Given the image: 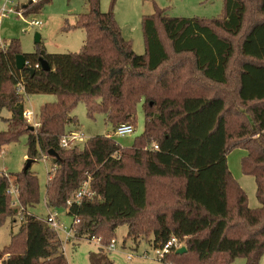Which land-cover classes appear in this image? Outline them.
<instances>
[{
	"label": "trees",
	"instance_id": "obj_1",
	"mask_svg": "<svg viewBox=\"0 0 264 264\" xmlns=\"http://www.w3.org/2000/svg\"><path fill=\"white\" fill-rule=\"evenodd\" d=\"M21 8L38 12L43 3ZM214 19L173 18L155 7L143 16L146 51L137 55L114 15L87 0L89 11L64 30L83 29L78 53L24 54L18 39L0 48V113L9 130L0 150L28 136V161L51 162L45 192L48 209L64 208L82 184L89 192L75 207V240L101 238L108 245L122 224L128 239L153 247L175 236L186 252L173 250L166 264H231L244 258L259 264L264 253V0H223ZM236 40V44L234 43ZM26 67L18 70L16 57ZM44 59L49 71L41 68ZM50 94L31 130L23 117L25 97ZM80 99L92 117L100 112L113 128L134 127L139 104L143 134L132 148L109 136L63 149L61 138L76 125ZM100 99L99 103H95ZM155 146L158 149H155ZM246 155L243 173L255 179L260 207L252 209L231 173L227 156ZM28 163V162H27ZM17 192L18 205L9 193ZM40 202L39 179L29 169L0 176V227L19 223L0 249L1 264H69L57 231L28 213ZM50 212V211H49ZM74 217V215H72ZM101 248L91 264H115Z\"/></svg>",
	"mask_w": 264,
	"mask_h": 264
},
{
	"label": "rangeland",
	"instance_id": "obj_2",
	"mask_svg": "<svg viewBox=\"0 0 264 264\" xmlns=\"http://www.w3.org/2000/svg\"><path fill=\"white\" fill-rule=\"evenodd\" d=\"M6 0H0V7ZM42 3L43 0H16L15 7L19 11L24 6ZM11 4H9L10 7ZM155 7L165 10L166 14L173 18H198L214 19L223 15V0H100V9L104 13L111 12L119 25L124 39L131 43L137 55H144L146 51L145 39L142 29V18L155 12ZM89 4L87 0H51L43 3L41 9L36 13L26 15L28 21H41L44 26L41 28H31L16 13L10 14L2 21L0 29V40L9 42L18 39L24 54H34L39 49H45L47 53L63 54L80 52L84 40L83 29L64 30L63 25L75 24L79 15L87 14ZM62 28V29H61ZM40 34L41 40L36 43L35 37ZM236 44V40H234ZM57 97L50 94H35L25 97V108L33 111L36 122H39L41 107L47 103L56 102ZM96 99L95 103H99ZM76 125H68L71 131H77L84 135L81 147L88 139L97 136H109L123 149L132 148L136 140L143 134L145 125V112L142 104H139L136 111V122L134 133L124 137L114 136L113 128L106 123L105 116L97 112L92 117L88 114L87 103L80 99L72 112ZM11 118V113L4 109L0 113V132L9 130L7 119ZM29 126L35 127L32 124ZM28 136L23 135L15 143L4 146L0 150V176L8 174L17 175L24 171L28 162ZM246 151L240 148L233 149L227 156L228 167L234 178L244 189L248 197V204L252 209L260 207L257 197V185L255 179L247 176L242 170V159ZM52 165L45 158L34 162L30 171L35 173L39 179L40 202L28 208V213L42 220H45L48 212H54L58 224L57 233L63 243L65 255L69 264H91L90 255L100 252L101 247L94 241L88 239L66 242V231L71 229L74 217L67 214L64 208L48 209L45 202L46 185L48 172ZM13 196V201H15ZM19 223L11 224V220H6L0 227V249L9 245L11 236L18 232ZM128 225L122 224L114 232V239L117 248L108 253V258L115 264H166L159 260L142 259L140 256L144 252H153V244L148 239L134 242L127 238ZM105 252V251H104ZM127 254H132L134 259L129 261ZM231 264H246L244 258H237ZM264 264V253L259 261Z\"/></svg>",
	"mask_w": 264,
	"mask_h": 264
},
{
	"label": "built area",
	"instance_id": "obj_3",
	"mask_svg": "<svg viewBox=\"0 0 264 264\" xmlns=\"http://www.w3.org/2000/svg\"><path fill=\"white\" fill-rule=\"evenodd\" d=\"M15 1L16 0H6L5 3L0 7V29H1L3 19L8 17L10 14H13V13H16L17 16L22 18V20L24 22H26L28 24V26L31 28H41L44 26V24L41 21H37V20L28 21L24 15L23 11H20V10L18 11L16 9ZM9 4H11L10 7H9ZM0 48L1 49L5 48V44L1 40H0ZM23 117L26 120L27 124L28 123L32 124L35 127L40 126V123L36 122L35 115H34L33 111L26 109L23 113ZM133 133H134V127L132 125H129V124H124V125L117 127L113 134H114V136L124 137L127 135H131ZM84 139L85 138H84V135L82 133L77 132V131H71V132H68L65 136H63L61 138L60 145L63 149H71V148L81 144L84 141ZM155 149H158V147L155 146ZM9 193L12 197V201H13V196H14V199H16L15 201H13V205H18V199H17L18 197H17L16 190L13 187H11L9 190ZM86 195H91V193L89 192V184L88 183L82 184V186L75 193V195L66 201V209H65L66 213L70 214V215H74V219H75L76 212H74V210H75L74 208L77 206H80L82 199ZM56 217H57V215L54 212H48L47 217L44 220L55 231H57V228H58ZM72 238H73V231L71 228L69 231H66V242L71 241ZM89 240L96 242L106 253H110L117 248L115 240H112L108 245L102 244L101 238L92 237ZM180 248H181V245H180L178 239L175 236H172L164 244L159 245L157 247H153L152 254L150 252H144L140 257L142 259H154V260L163 261L166 259V257L168 255L171 254V252L173 250H178ZM127 259L129 261L133 260L134 256L132 254H128ZM0 264H1V262H0Z\"/></svg>",
	"mask_w": 264,
	"mask_h": 264
},
{
	"label": "water",
	"instance_id": "obj_4",
	"mask_svg": "<svg viewBox=\"0 0 264 264\" xmlns=\"http://www.w3.org/2000/svg\"><path fill=\"white\" fill-rule=\"evenodd\" d=\"M35 41H36V43L40 42V35L39 34L36 35ZM39 63H40V66H41V68L43 70H45V71H49L50 70V66H49V64H48V62L46 60L40 59ZM16 67H17L18 70H22V69H24L26 67V59H25V57L23 55H19V56L16 57ZM30 129L33 130L34 127H31ZM31 165H32V162L29 160L25 169H29L31 167ZM185 252H186V248L185 247H182V248H180L177 251L178 254H183Z\"/></svg>",
	"mask_w": 264,
	"mask_h": 264
},
{
	"label": "crops",
	"instance_id": "obj_5",
	"mask_svg": "<svg viewBox=\"0 0 264 264\" xmlns=\"http://www.w3.org/2000/svg\"><path fill=\"white\" fill-rule=\"evenodd\" d=\"M73 24H74V23H73ZM73 24H72V25H73ZM64 27H65V25L62 26V28H64ZM62 28H61V29H62ZM39 35H40V34H39ZM40 40H41V36H40ZM151 254H152V253H151ZM127 255H128V254H127ZM130 261H131V260H130ZM114 263H115V262H114Z\"/></svg>",
	"mask_w": 264,
	"mask_h": 264
}]
</instances>
